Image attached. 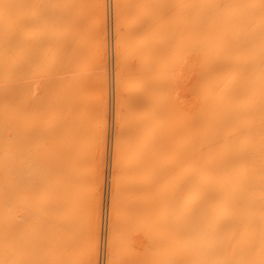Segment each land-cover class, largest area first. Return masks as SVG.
<instances>
[{"label":"bare ground","instance_id":"obj_1","mask_svg":"<svg viewBox=\"0 0 264 264\" xmlns=\"http://www.w3.org/2000/svg\"><path fill=\"white\" fill-rule=\"evenodd\" d=\"M123 5L108 264H264V0ZM104 11L0 0V264H96L106 101L50 74L83 66L90 27L103 64Z\"/></svg>","mask_w":264,"mask_h":264},{"label":"rangeland","instance_id":"obj_2","mask_svg":"<svg viewBox=\"0 0 264 264\" xmlns=\"http://www.w3.org/2000/svg\"><path fill=\"white\" fill-rule=\"evenodd\" d=\"M91 0H87L90 2ZM105 2V21H104V58L103 64H97L95 54L93 51V37H92V28L87 29L86 39L87 46L89 48L87 56L84 60L83 66L78 71L68 72L67 74H50L52 75V80H57L60 77L64 78H75L79 80H84L87 82L88 89L87 95L89 96V103L94 104L95 100L98 98V94L100 96L101 90L103 91L104 99L106 101V128L104 134V156L102 161V180H101V192H100V218H99V230H98V250H97V259L96 264H108L111 261L116 259L114 253L109 252V243H110V231H111V193H112V181L115 173V168L113 165V155H114V144L116 141L115 138V125H116V100L118 98V92L116 88V81L118 80V72L116 69L117 66V47H116V15L117 12H124L125 5L122 6L123 0H104ZM124 9V10H123ZM88 12V21L91 22V6L87 10ZM176 70V71H175ZM173 75L174 78H171L169 81V96L175 100L176 106L173 114H176V118L181 111L180 103L183 105L186 92L184 88L183 78V70L180 68L175 69ZM182 74V75H180ZM48 75H38V77L32 79L35 86L40 87L47 79ZM105 77L106 79V87L103 90L101 87H97L101 78ZM180 83H179V82ZM173 85L171 86V84ZM179 83V84H178ZM183 84V86L181 85ZM176 86V87H175ZM175 88V89H174ZM171 90V91H170ZM184 92V93H183ZM172 93V94H171ZM184 95H183V94ZM173 96V97H172ZM117 97V98H116ZM88 98V97H87ZM183 98V99H181ZM180 100L179 104L178 101ZM93 107V108H92ZM92 111L94 109V105L91 106ZM90 108V109H91ZM179 110L177 112V110ZM181 108V109H180ZM173 125H177V123H173ZM89 163H91V159H89ZM122 171V170H121ZM121 171H119L121 173ZM122 171L121 176H125V173ZM86 180L89 178V172L86 173ZM119 174V173H118ZM123 174V175H122ZM120 175V174H119ZM120 176V177H121ZM123 178V177H122ZM110 230V231H109Z\"/></svg>","mask_w":264,"mask_h":264}]
</instances>
